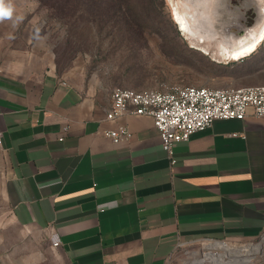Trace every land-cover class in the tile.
<instances>
[{
  "label": "crops",
  "instance_id": "0c3cea01",
  "mask_svg": "<svg viewBox=\"0 0 264 264\" xmlns=\"http://www.w3.org/2000/svg\"><path fill=\"white\" fill-rule=\"evenodd\" d=\"M13 3L23 19L0 23V264H176L198 243L264 236V118L216 119L171 158L151 116L106 118L113 89L62 56L35 0ZM122 124L128 139L105 135Z\"/></svg>",
  "mask_w": 264,
  "mask_h": 264
},
{
  "label": "rangeland",
  "instance_id": "374dc122",
  "mask_svg": "<svg viewBox=\"0 0 264 264\" xmlns=\"http://www.w3.org/2000/svg\"><path fill=\"white\" fill-rule=\"evenodd\" d=\"M35 1L62 56H81L87 73L112 89L264 85V42L247 58L216 62L190 47L173 21L171 0ZM203 247L198 243L189 253L182 250L176 264L207 251Z\"/></svg>",
  "mask_w": 264,
  "mask_h": 264
},
{
  "label": "built area",
  "instance_id": "2783aa9c",
  "mask_svg": "<svg viewBox=\"0 0 264 264\" xmlns=\"http://www.w3.org/2000/svg\"><path fill=\"white\" fill-rule=\"evenodd\" d=\"M126 114L151 116L159 131L163 149L173 158L176 142L189 139L193 133L209 127L216 119L242 120L248 115L264 118V85H186L169 90L115 87L106 118L115 120ZM104 133L115 142L126 140L130 135L129 128L123 124ZM1 137L0 133V143ZM59 243L58 234H53L52 245ZM238 245L252 246L253 252L248 262L236 264L264 262V236L258 241Z\"/></svg>",
  "mask_w": 264,
  "mask_h": 264
},
{
  "label": "bare ground",
  "instance_id": "6f19581e",
  "mask_svg": "<svg viewBox=\"0 0 264 264\" xmlns=\"http://www.w3.org/2000/svg\"><path fill=\"white\" fill-rule=\"evenodd\" d=\"M172 16L179 30L186 35L190 46L216 62L239 61L254 54L264 42V0H247L257 9V19L246 26L239 7L230 0H171ZM244 28V33H238ZM222 241L205 242L200 255L185 264H236L248 262L253 247L233 248L218 245ZM232 244V243H228ZM238 245V244H234ZM221 249V251L219 250ZM194 255V253H193Z\"/></svg>",
  "mask_w": 264,
  "mask_h": 264
},
{
  "label": "water",
  "instance_id": "95a60500",
  "mask_svg": "<svg viewBox=\"0 0 264 264\" xmlns=\"http://www.w3.org/2000/svg\"><path fill=\"white\" fill-rule=\"evenodd\" d=\"M247 0H230L232 6L239 7L244 17H241V21L246 25H253L257 19V9L253 5L246 4ZM180 28V27H179ZM238 33L243 34L244 28L236 30Z\"/></svg>",
  "mask_w": 264,
  "mask_h": 264
},
{
  "label": "clouds",
  "instance_id": "9594fccd",
  "mask_svg": "<svg viewBox=\"0 0 264 264\" xmlns=\"http://www.w3.org/2000/svg\"><path fill=\"white\" fill-rule=\"evenodd\" d=\"M14 12L15 6L13 0H0V23L8 21L15 28L23 17L14 15Z\"/></svg>",
  "mask_w": 264,
  "mask_h": 264
},
{
  "label": "trees",
  "instance_id": "16d2710c",
  "mask_svg": "<svg viewBox=\"0 0 264 264\" xmlns=\"http://www.w3.org/2000/svg\"><path fill=\"white\" fill-rule=\"evenodd\" d=\"M175 23V22H174ZM176 24V23H175ZM178 30H179V28H178ZM183 36V35H182ZM184 37V36H183ZM185 39V38H184ZM186 40V39H185ZM187 41V40H186ZM191 47V46H190ZM192 48V47H191Z\"/></svg>",
  "mask_w": 264,
  "mask_h": 264
}]
</instances>
